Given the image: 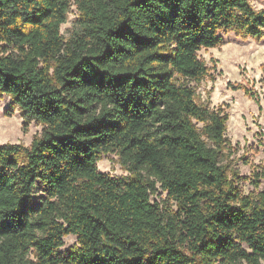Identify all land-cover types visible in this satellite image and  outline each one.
I'll return each instance as SVG.
<instances>
[{
  "label": "trees",
  "instance_id": "1",
  "mask_svg": "<svg viewBox=\"0 0 264 264\" xmlns=\"http://www.w3.org/2000/svg\"><path fill=\"white\" fill-rule=\"evenodd\" d=\"M228 30L264 36V8L0 0V94L43 124L29 146L0 144V264H264V190L237 191L227 113L196 100L197 51ZM106 152L128 175L98 170Z\"/></svg>",
  "mask_w": 264,
  "mask_h": 264
},
{
  "label": "rangeland",
  "instance_id": "2",
  "mask_svg": "<svg viewBox=\"0 0 264 264\" xmlns=\"http://www.w3.org/2000/svg\"><path fill=\"white\" fill-rule=\"evenodd\" d=\"M249 1L256 9L264 8V0ZM78 18L76 4L71 3L67 19L60 26L65 39L79 29ZM222 36L221 45L197 51L207 73L195 84L196 100L209 107H221L227 113V147L221 162L237 191L253 198L264 190V177L259 175L264 167V36H241L233 30L222 32ZM42 129L43 124L23 117L9 95L0 94V144L29 146ZM97 168L113 176L128 175L114 152L103 153ZM157 199H165L160 189ZM75 244V236L68 234L61 249Z\"/></svg>",
  "mask_w": 264,
  "mask_h": 264
}]
</instances>
